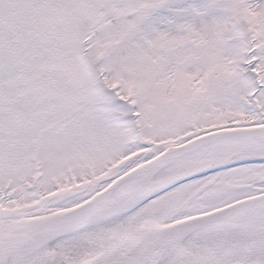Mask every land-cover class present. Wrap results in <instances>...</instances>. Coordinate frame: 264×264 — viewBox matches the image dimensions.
<instances>
[{
    "label": "snow or ice",
    "instance_id": "snow-or-ice-1",
    "mask_svg": "<svg viewBox=\"0 0 264 264\" xmlns=\"http://www.w3.org/2000/svg\"><path fill=\"white\" fill-rule=\"evenodd\" d=\"M0 264H264V0H0Z\"/></svg>",
    "mask_w": 264,
    "mask_h": 264
}]
</instances>
